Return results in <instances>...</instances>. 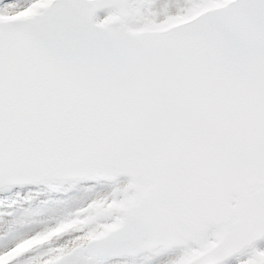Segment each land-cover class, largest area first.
Instances as JSON below:
<instances>
[{
    "label": "snow or ice",
    "instance_id": "snow-or-ice-1",
    "mask_svg": "<svg viewBox=\"0 0 264 264\" xmlns=\"http://www.w3.org/2000/svg\"><path fill=\"white\" fill-rule=\"evenodd\" d=\"M0 264H264V0H0Z\"/></svg>",
    "mask_w": 264,
    "mask_h": 264
}]
</instances>
